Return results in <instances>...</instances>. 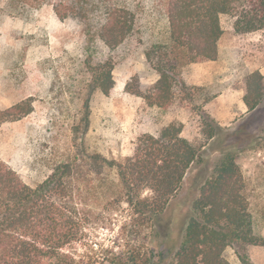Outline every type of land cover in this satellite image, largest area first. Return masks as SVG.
<instances>
[{
	"label": "rangeland",
	"instance_id": "rangeland-1",
	"mask_svg": "<svg viewBox=\"0 0 264 264\" xmlns=\"http://www.w3.org/2000/svg\"><path fill=\"white\" fill-rule=\"evenodd\" d=\"M166 1L103 0L101 5L124 8L135 20L130 38L110 49L98 39L90 18L60 20L50 5L21 9L10 6L9 0H0V108L22 101L32 105L28 116L0 124V162L27 184L35 185L56 165L72 161L76 154L81 157L80 150L120 163L133 154L138 135L154 134L171 123H181L183 137L204 144L201 160L191 167L162 213L160 226L145 238V245L157 257L161 253V264L174 261L185 217L200 186L211 176L216 163L232 152L252 220V244L245 249L246 263L264 264V96L252 111L243 100L246 78L254 72L264 75V28L237 34L235 18L221 15L223 36L216 60L193 62L182 69L194 102L190 104L179 94L167 111L150 108L141 98L127 93L125 86L132 78H137L142 88L157 80L145 53L166 35ZM87 2L94 4L96 0ZM102 64L112 67L115 88L109 97L91 87L92 68ZM198 107L220 126L209 141ZM92 177L91 184L100 196L109 200L119 195L114 169L104 168ZM96 208L98 214L104 207ZM111 211L110 207L102 214L104 220L100 219L94 232L95 243L110 246L122 231L126 233V213ZM223 257L230 264H242L233 248L226 249Z\"/></svg>",
	"mask_w": 264,
	"mask_h": 264
},
{
	"label": "trees",
	"instance_id": "trees-1",
	"mask_svg": "<svg viewBox=\"0 0 264 264\" xmlns=\"http://www.w3.org/2000/svg\"><path fill=\"white\" fill-rule=\"evenodd\" d=\"M80 1L9 0V5L21 9L50 5L60 20L90 18L98 39L110 49L130 38L135 22L131 12L114 4L101 5L103 0L94 4ZM164 14L166 35L145 53L157 80L142 88L138 79L132 78L125 86L127 93L161 111L170 109L179 94L190 104L194 102L182 69L193 62L216 60L223 35L221 15L235 18L237 34L264 28V0H167ZM91 87L104 97L113 94L115 82L110 65L92 68ZM263 96L264 75L254 72L246 78L244 104L252 111ZM84 107L88 110L87 102ZM31 112L30 101L0 108V124L20 120ZM197 112L209 141L220 126L203 107ZM87 116L88 111L86 120ZM203 146L183 137L182 124L174 122L154 134L138 135L133 154L123 162L80 150L81 157L76 154L72 161L56 165L35 185L27 184L0 162V264H161V253L157 257L145 245V238L160 226L162 213L181 189L191 167L201 160ZM104 168L114 169L118 177L120 193L115 199L100 196L91 184L92 176ZM102 204L104 208L97 214L96 207ZM110 207L111 212L126 213L123 224L127 231L105 246L95 243L94 232ZM251 234L241 172L234 153L227 152L200 186L191 212L185 217L174 261L167 264H230L223 257L228 248L236 251L242 264H248L245 249L252 244Z\"/></svg>",
	"mask_w": 264,
	"mask_h": 264
},
{
	"label": "crops",
	"instance_id": "crops-1",
	"mask_svg": "<svg viewBox=\"0 0 264 264\" xmlns=\"http://www.w3.org/2000/svg\"><path fill=\"white\" fill-rule=\"evenodd\" d=\"M235 31V30H234ZM236 33V32H235ZM223 36V35H222ZM222 38V37H221ZM220 41H221V39H220ZM193 65V64H192ZM196 64H194V66H195ZM197 65H200V64H197Z\"/></svg>",
	"mask_w": 264,
	"mask_h": 264
}]
</instances>
